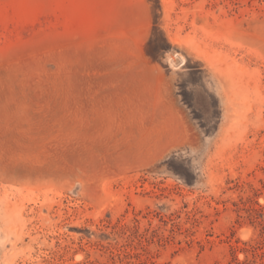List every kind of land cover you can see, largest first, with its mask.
<instances>
[{"label":"rangeland","instance_id":"374dc122","mask_svg":"<svg viewBox=\"0 0 264 264\" xmlns=\"http://www.w3.org/2000/svg\"><path fill=\"white\" fill-rule=\"evenodd\" d=\"M139 53L195 127L180 149L132 132ZM263 251L264 0H0V264Z\"/></svg>","mask_w":264,"mask_h":264},{"label":"crops","instance_id":"0c3cea01","mask_svg":"<svg viewBox=\"0 0 264 264\" xmlns=\"http://www.w3.org/2000/svg\"><path fill=\"white\" fill-rule=\"evenodd\" d=\"M135 69L137 78L144 84L145 92L141 97H129V124L145 142H157L165 151L180 149L191 143L195 127L178 97L164 94L165 79L161 69L147 60L145 55L137 56ZM153 135V137H151Z\"/></svg>","mask_w":264,"mask_h":264},{"label":"trees","instance_id":"16d2710c","mask_svg":"<svg viewBox=\"0 0 264 264\" xmlns=\"http://www.w3.org/2000/svg\"><path fill=\"white\" fill-rule=\"evenodd\" d=\"M257 249H259V247H257ZM260 256H264V251L260 254ZM240 264H249V262H243V263H240Z\"/></svg>","mask_w":264,"mask_h":264},{"label":"bare ground","instance_id":"6f19581e","mask_svg":"<svg viewBox=\"0 0 264 264\" xmlns=\"http://www.w3.org/2000/svg\"><path fill=\"white\" fill-rule=\"evenodd\" d=\"M180 58V57H179ZM171 59V58H170ZM181 59V58H180ZM183 59H186V58H183ZM182 66H183V64H185V60H182ZM171 63H173V62H171ZM174 67V66H173ZM177 67V66H176ZM175 68V67H174ZM177 69V68H176Z\"/></svg>","mask_w":264,"mask_h":264}]
</instances>
